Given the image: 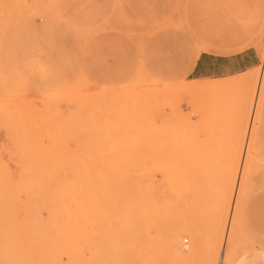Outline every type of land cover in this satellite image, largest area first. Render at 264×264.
I'll return each mask as SVG.
<instances>
[{"label": "rangeland", "instance_id": "obj_1", "mask_svg": "<svg viewBox=\"0 0 264 264\" xmlns=\"http://www.w3.org/2000/svg\"><path fill=\"white\" fill-rule=\"evenodd\" d=\"M260 188L264 0H0V264H235Z\"/></svg>", "mask_w": 264, "mask_h": 264}, {"label": "crops", "instance_id": "obj_2", "mask_svg": "<svg viewBox=\"0 0 264 264\" xmlns=\"http://www.w3.org/2000/svg\"><path fill=\"white\" fill-rule=\"evenodd\" d=\"M198 68L197 63L193 70ZM242 213L244 229L253 239L254 248L239 256L235 264H264V188L245 200Z\"/></svg>", "mask_w": 264, "mask_h": 264}, {"label": "bare ground", "instance_id": "obj_3", "mask_svg": "<svg viewBox=\"0 0 264 264\" xmlns=\"http://www.w3.org/2000/svg\"><path fill=\"white\" fill-rule=\"evenodd\" d=\"M156 114H158V113H156ZM155 125H157V123H156ZM251 126H252V124H251ZM250 130H252V129H250ZM250 130H249V131H250ZM249 133H250V135H251L252 131H250ZM250 135H248V133H247V136L250 137ZM248 140H249V139H248ZM248 140H246L247 143H248ZM246 147H247V145H246ZM244 149H246V148L244 147ZM247 149H248V147H247ZM240 152H241V151H240ZM246 152H247V151H246ZM246 152H245V153H246ZM243 153H244V152H243ZM246 154H247V153H246ZM246 154H245V155H246ZM241 165H242V164H241ZM242 168H243V165L240 166V168H239V172H238V174H237L239 177H241L242 174H243ZM235 175H236V174H235ZM236 177H237V176H236ZM239 179H240V178H239ZM234 180H235V179H234ZM237 185H238V183H237ZM234 187H235V186H234ZM236 192H237V191H236ZM228 216H229V215H228ZM227 220H228V219H227ZM222 234H223V232H222ZM227 236H228V233H226V236H225V238H224L225 241H226ZM224 239H223V240H224ZM223 242H224V241H223ZM220 248H222V247H220Z\"/></svg>", "mask_w": 264, "mask_h": 264}]
</instances>
